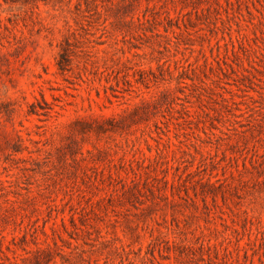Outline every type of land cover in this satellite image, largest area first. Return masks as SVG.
<instances>
[{
	"label": "rangeland",
	"instance_id": "rangeland-1",
	"mask_svg": "<svg viewBox=\"0 0 264 264\" xmlns=\"http://www.w3.org/2000/svg\"><path fill=\"white\" fill-rule=\"evenodd\" d=\"M21 1L0 0V264H33L12 253L27 229L29 250L65 240V264H264V0H219L191 35L143 39L141 56L96 31L64 76L71 0ZM218 57L221 81L105 96L117 70L139 78L128 66Z\"/></svg>",
	"mask_w": 264,
	"mask_h": 264
},
{
	"label": "trees",
	"instance_id": "trees-1",
	"mask_svg": "<svg viewBox=\"0 0 264 264\" xmlns=\"http://www.w3.org/2000/svg\"><path fill=\"white\" fill-rule=\"evenodd\" d=\"M42 1L51 3L50 0ZM21 3L28 6L31 4L30 0H24ZM214 3L218 8L221 7L219 0H71L67 4H61V6L69 7L72 22L69 21L65 26L64 34L58 44L56 60L58 72L64 76L73 70L76 59H80V55L83 53L82 48L85 42L90 40V36L96 35V31L100 30L103 35L106 34L110 39H114L116 46L122 43L123 53L126 50L132 52L135 49L133 56H141L142 53L139 51H145V46L151 45L150 42L143 41V39H168L171 34L176 35L175 28L180 29L181 34L187 29L188 34L191 35L190 29L197 27L196 22L207 16L210 17L212 10L215 9ZM172 11L175 12V16L172 15ZM132 39L141 40V42L136 43ZM152 59L157 60L156 58ZM161 59L157 60L159 63L158 72L135 68L138 64L128 66V70L134 69L135 71L136 69L135 72L139 73V78L134 81L129 79V73L119 76L122 71L121 69L117 70L113 78L115 85L108 78L107 83L110 85L104 87L105 96L109 102L113 103L112 97H120L115 91H121L113 89L114 86L120 88V84H166L170 81H175V84H186L184 87L210 84L215 81L212 75L219 81L222 80L221 74L226 77L227 69L224 66L229 65L226 61L223 62L220 57L213 62L206 59L202 64L179 59L174 61L173 69L168 66V69L164 70L165 63L160 64ZM121 62L120 57L117 61L114 60L115 65ZM127 62L131 61L127 60ZM98 67L99 65H96V68ZM161 70L167 75H161ZM112 72V74L115 73L114 69ZM232 79L233 84H243L238 78ZM227 83L232 84L231 82ZM97 95H100L99 90ZM200 95H203V92H200ZM213 95H217V93H213ZM212 100L216 102L217 98L212 97ZM228 100L227 97H222V101L227 102ZM52 111L53 107L49 111V116H52ZM28 114L45 115L39 112L36 104L29 107ZM46 223L43 232L46 238H49L45 228ZM31 227L33 232L39 229L35 223H32ZM53 232L55 233V230ZM27 236L28 229L21 236L19 243H13V254H18V250L24 252V256H21L22 262L26 263V260H30L33 261V264H56V257L60 255L63 264L67 263L66 258L60 252L62 250L60 241L65 243V240L53 237L49 238L51 241H46L45 244L33 242L36 248L29 250L30 242Z\"/></svg>",
	"mask_w": 264,
	"mask_h": 264
}]
</instances>
